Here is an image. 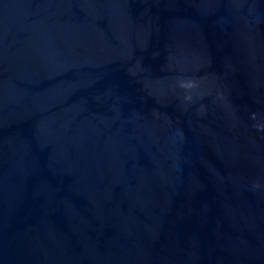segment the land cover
<instances>
[{
    "label": "water",
    "instance_id": "1",
    "mask_svg": "<svg viewBox=\"0 0 264 264\" xmlns=\"http://www.w3.org/2000/svg\"><path fill=\"white\" fill-rule=\"evenodd\" d=\"M0 264H264V0H0Z\"/></svg>",
    "mask_w": 264,
    "mask_h": 264
}]
</instances>
